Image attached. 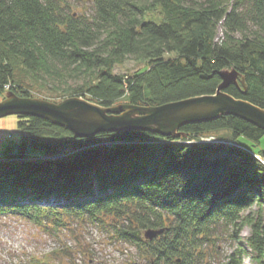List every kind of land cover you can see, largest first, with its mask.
Masks as SVG:
<instances>
[{
    "label": "trees",
    "instance_id": "obj_1",
    "mask_svg": "<svg viewBox=\"0 0 264 264\" xmlns=\"http://www.w3.org/2000/svg\"><path fill=\"white\" fill-rule=\"evenodd\" d=\"M76 15L63 0H0V96L32 97L23 77L67 97L105 107L120 102L158 106L214 94L220 71L236 69L247 89H225L264 109V0H93ZM161 9V18L150 14ZM220 30L222 37L219 38ZM219 38V39H218ZM176 54V58H166ZM148 62L132 75L114 72L127 59ZM26 133L0 157V217L102 222L150 264H243L247 243L264 264V148L228 143H178L224 132L260 145L264 131L237 116L182 126L176 136L145 130L79 137L53 121L19 116ZM185 134V135H183ZM160 140L151 144L149 141ZM142 142V143H137ZM63 159L26 160L28 151ZM256 208L255 210H253ZM163 234L147 240V229ZM212 247V251L208 248ZM209 258V261L207 259Z\"/></svg>",
    "mask_w": 264,
    "mask_h": 264
},
{
    "label": "rangeland",
    "instance_id": "obj_2",
    "mask_svg": "<svg viewBox=\"0 0 264 264\" xmlns=\"http://www.w3.org/2000/svg\"><path fill=\"white\" fill-rule=\"evenodd\" d=\"M63 3L71 6L72 12L76 15L89 17L93 12V0H63ZM151 17H162L161 9L150 14ZM220 30L219 38L222 37ZM218 38V39H219ZM176 54H168L166 58H176ZM148 69V62L127 59L114 67V72L123 75H132ZM23 77L24 86L31 90V98H39L52 102H61L69 97L63 94L65 89L76 87L78 82L70 81L59 87L55 92L43 83H35L28 74L17 73V77ZM6 96H0V101ZM86 99V98H84ZM91 101V100H90ZM93 102V101H91ZM119 104H125L120 102ZM19 116L10 115L0 118V157L4 156L8 147L15 148L26 134L19 127ZM224 132H214L196 139L177 140L178 143H221L223 142L243 147L253 148L256 151L264 148V138L260 145L254 147L247 139L240 138L239 142H232L222 138ZM142 143V142H137ZM151 144L161 143L160 140L149 141ZM76 149L72 146L64 147L55 156H46L42 152H27L26 160L63 159L73 155ZM254 208L253 210H255ZM62 221L66 225H57L50 218H45L40 225L34 224L18 215H7L0 217V264H150L141 258L139 249L135 245L126 243L119 239L116 230L113 229L110 217H103L102 222H91L90 219L81 221L62 215ZM145 232V231H144ZM143 232V236H144ZM251 228L245 226L241 232V240L247 254L243 264H254L251 257V250L247 243L250 237ZM221 243L220 258L212 259L213 264L220 261L224 254L230 251V243ZM212 251V247L208 248ZM209 261V258L207 259Z\"/></svg>",
    "mask_w": 264,
    "mask_h": 264
},
{
    "label": "water",
    "instance_id": "obj_3",
    "mask_svg": "<svg viewBox=\"0 0 264 264\" xmlns=\"http://www.w3.org/2000/svg\"><path fill=\"white\" fill-rule=\"evenodd\" d=\"M222 83L214 94L191 97L158 106L119 104L110 107L82 97H69L61 102L21 97L8 91L0 101V118L15 116L41 117L67 128L79 137L100 132L145 130L163 136H176L187 124L201 123L233 115L264 131V109L225 91L232 84L247 89L245 76L236 69L220 71ZM185 135V134H183ZM162 229H147L144 237L152 240Z\"/></svg>",
    "mask_w": 264,
    "mask_h": 264
},
{
    "label": "flooded vegetation",
    "instance_id": "obj_4",
    "mask_svg": "<svg viewBox=\"0 0 264 264\" xmlns=\"http://www.w3.org/2000/svg\"><path fill=\"white\" fill-rule=\"evenodd\" d=\"M152 264V263H151Z\"/></svg>",
    "mask_w": 264,
    "mask_h": 264
}]
</instances>
